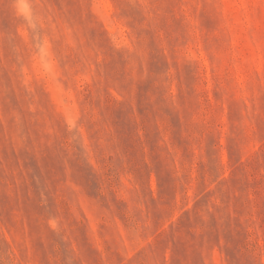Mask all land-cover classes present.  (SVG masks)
Wrapping results in <instances>:
<instances>
[{"label": "rangeland", "instance_id": "374dc122", "mask_svg": "<svg viewBox=\"0 0 264 264\" xmlns=\"http://www.w3.org/2000/svg\"><path fill=\"white\" fill-rule=\"evenodd\" d=\"M0 264H264V0H0Z\"/></svg>", "mask_w": 264, "mask_h": 264}]
</instances>
